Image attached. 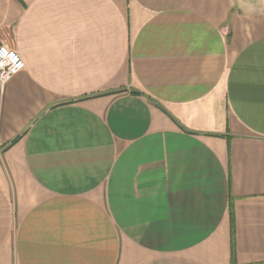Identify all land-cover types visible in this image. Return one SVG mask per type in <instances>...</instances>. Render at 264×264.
<instances>
[{
  "label": "crops",
  "instance_id": "0c3cea01",
  "mask_svg": "<svg viewBox=\"0 0 264 264\" xmlns=\"http://www.w3.org/2000/svg\"><path fill=\"white\" fill-rule=\"evenodd\" d=\"M0 264H264V0H0Z\"/></svg>",
  "mask_w": 264,
  "mask_h": 264
},
{
  "label": "built area",
  "instance_id": "2783aa9c",
  "mask_svg": "<svg viewBox=\"0 0 264 264\" xmlns=\"http://www.w3.org/2000/svg\"><path fill=\"white\" fill-rule=\"evenodd\" d=\"M25 67V62L20 53L6 45H0V89L7 81Z\"/></svg>",
  "mask_w": 264,
  "mask_h": 264
},
{
  "label": "trees",
  "instance_id": "16d2710c",
  "mask_svg": "<svg viewBox=\"0 0 264 264\" xmlns=\"http://www.w3.org/2000/svg\"><path fill=\"white\" fill-rule=\"evenodd\" d=\"M231 264H236L235 259H234L233 251L231 253Z\"/></svg>",
  "mask_w": 264,
  "mask_h": 264
}]
</instances>
